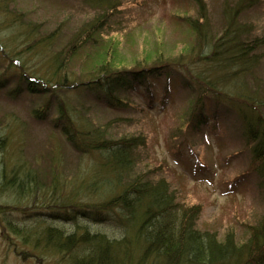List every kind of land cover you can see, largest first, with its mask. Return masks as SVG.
Returning a JSON list of instances; mask_svg holds the SVG:
<instances>
[{
  "label": "trees",
  "instance_id": "obj_1",
  "mask_svg": "<svg viewBox=\"0 0 264 264\" xmlns=\"http://www.w3.org/2000/svg\"><path fill=\"white\" fill-rule=\"evenodd\" d=\"M78 1L98 14L52 52L58 30L37 36L36 23H25L9 0H0V30L13 23L0 32V61L6 58L16 66L10 76L17 77L19 90L25 86L49 96L36 111L39 119L48 120L53 98L58 103L57 115L49 120L56 130L50 133L51 166L45 180L34 165L37 155L30 160L23 146L11 156L3 155L0 192L13 197L11 204L0 202V223L9 237L5 236L29 247L39 264H264V212L249 225L244 242L231 232L220 239L216 231L201 230L200 205L180 202L164 177L148 175L153 170L146 164V171L138 170L147 144L143 135L112 136L110 124L97 125L84 114L93 98L122 110L128 104L127 93L138 83L149 87L152 77L180 75L192 100L186 131L215 130L222 117L235 116L250 153L248 172L264 200V80L255 73L264 36L240 19L249 4L237 0L226 5L222 26L215 31L207 25L205 12L202 23L193 20L197 42L188 53L131 65L118 56L119 42L107 30L121 0ZM77 56L86 58L79 70ZM168 90L166 82V94ZM155 99L147 94L149 104ZM58 131L77 154L70 176L64 175V148L55 140ZM14 135L22 137L9 128L0 137V149ZM17 140L23 145V138ZM189 151L200 170L208 168L192 146ZM30 197L40 204L31 205ZM15 212L22 219L14 220ZM95 226L111 227L118 235Z\"/></svg>",
  "mask_w": 264,
  "mask_h": 264
},
{
  "label": "rangeland",
  "instance_id": "obj_2",
  "mask_svg": "<svg viewBox=\"0 0 264 264\" xmlns=\"http://www.w3.org/2000/svg\"><path fill=\"white\" fill-rule=\"evenodd\" d=\"M236 1L121 0L122 5L111 18L107 30L119 42L118 56L125 64L148 63L157 56L166 58L188 53L197 42L192 21L198 19L202 23L201 14L205 12L207 25L213 31L218 30L222 26L225 6L234 5ZM245 1L249 6L240 19L251 23L257 35L264 36V0ZM9 3L17 12L16 17H21L25 23L37 24V36L58 30L60 37L52 52L60 50L75 30L98 14L78 0H9ZM11 25L13 23L0 32L5 33ZM258 51L262 55L255 73L264 80V46ZM4 59L0 61V137L9 132V128L21 133L22 137H10L8 146L0 149V167L4 154L11 156L23 146L30 160L37 155L34 165L40 168L45 180L51 166L50 133L56 130L49 120L57 115L58 103L53 98L48 120L39 119L36 111L42 109L49 96L32 92L23 85L19 90L17 77L10 76L16 66ZM85 60L77 56L76 69L79 70ZM167 78V75L152 77L149 87L138 83L134 92L127 93L128 104L122 110L111 109L93 98L89 101L91 107L84 110V114L97 125L110 124L108 133L112 136L143 135L147 144L141 149L143 160L138 170L146 171L143 169L146 164L153 170L148 175L154 179L164 177L180 202L200 205L198 228L216 231L220 239L231 232L239 243L244 242L249 235V225L255 224L264 212V200L255 178L248 172L250 153L241 137L238 120L235 116H226L220 119L215 130L186 131L191 96L183 87L180 75ZM166 82L169 83L167 94ZM148 93H153L156 98L151 104L147 100ZM213 123L210 120L208 124ZM19 138H23V145L17 140ZM64 139L58 131L55 140L64 148L67 168L64 175L70 176L78 160L76 152ZM190 146L202 156L207 169L200 170L195 156L189 151ZM0 202L11 204L13 197L0 192ZM30 204L37 205L40 201L30 197ZM13 215L15 218L10 217L14 220L22 219L19 212ZM95 228L116 234L112 233L111 227ZM5 235L8 236L6 229L0 223V264H39L29 247L19 246L15 239L9 240L11 238Z\"/></svg>",
  "mask_w": 264,
  "mask_h": 264
}]
</instances>
